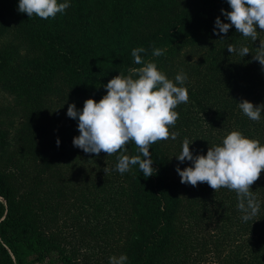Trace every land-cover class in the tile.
Here are the masks:
<instances>
[{
	"label": "trees",
	"instance_id": "trees-1",
	"mask_svg": "<svg viewBox=\"0 0 264 264\" xmlns=\"http://www.w3.org/2000/svg\"><path fill=\"white\" fill-rule=\"evenodd\" d=\"M67 2L64 13L43 20L20 13L19 0H0V44L14 51L0 58L4 82L32 106L13 128L14 148L0 153V264L52 254L60 264H109L122 254L127 264H264V171L250 189L260 211L247 222L235 192L181 184L176 172L191 166L176 158L185 137L194 156L232 131L264 145V112L253 122L237 105L264 104V68L253 59L264 32L257 27L254 42L234 26L216 35L218 17L230 23L226 0ZM229 44L250 53L232 54ZM137 47L173 82L186 74L189 95L174 109L169 131L177 139L150 146L156 171L147 178L138 165L115 171L120 153L74 147L78 120L67 116L69 105L80 111L87 99L99 102L112 78L142 67L131 55ZM154 48L164 54L153 56ZM123 154L139 152L129 143Z\"/></svg>",
	"mask_w": 264,
	"mask_h": 264
},
{
	"label": "clouds",
	"instance_id": "clouds-1",
	"mask_svg": "<svg viewBox=\"0 0 264 264\" xmlns=\"http://www.w3.org/2000/svg\"><path fill=\"white\" fill-rule=\"evenodd\" d=\"M231 11L222 14L230 23H222L218 17L215 20L214 33L227 34L231 27L253 42L258 39L257 27L264 32V0H226ZM70 4L65 0H19L18 11L30 19L36 16L43 20L55 18L62 14ZM219 31L216 32L215 30ZM227 50L244 57L250 49L241 46L237 49L229 44ZM146 49L137 47L131 55L138 68H129L128 75L120 73L112 78L105 86L107 94L99 102L93 99L84 101L83 109L78 111L75 104L67 109V116L78 120L80 135L73 139V146L86 154L107 156L117 155L115 171L120 174L128 172L132 166L147 177L156 171L150 154V146L169 138L176 140L178 132H170L175 127L179 113L174 109L189 100L188 89L183 85L187 75L183 72L175 76V82L165 73L158 70L153 62L142 59L141 53ZM163 49L154 48L152 55L159 57ZM253 59L264 68V40L256 49ZM180 85V86H177ZM241 112L251 121L259 122L264 104L254 106L244 100L237 104ZM60 141L57 140V146ZM133 143L139 154L124 155L126 146ZM193 142L187 137L182 142V151L177 160L181 163L191 162L190 167L181 170L176 168L180 183L198 186L206 183L215 192L221 188L233 191L237 196V208L243 213L242 220L247 222L259 214L260 203L251 186L259 179L264 171V145L259 140L245 137L240 131L228 133L221 145L209 147L206 155H193L190 145ZM143 157V158H142ZM110 170L106 167L105 174ZM127 255L109 257V264H127Z\"/></svg>",
	"mask_w": 264,
	"mask_h": 264
},
{
	"label": "rangeland",
	"instance_id": "rangeland-1",
	"mask_svg": "<svg viewBox=\"0 0 264 264\" xmlns=\"http://www.w3.org/2000/svg\"><path fill=\"white\" fill-rule=\"evenodd\" d=\"M8 53H14V51L0 44V58H5ZM3 65L5 64L0 60V153L2 150L14 148L17 133L13 128L22 124L23 118L29 114L32 108L26 95L22 93L13 94L8 90L9 86L4 82L5 73H8V70ZM7 67L9 70L14 69L11 62L7 64ZM18 70H20L19 67ZM56 109L57 107H54L53 111ZM35 264H60V261L56 254H52Z\"/></svg>",
	"mask_w": 264,
	"mask_h": 264
}]
</instances>
